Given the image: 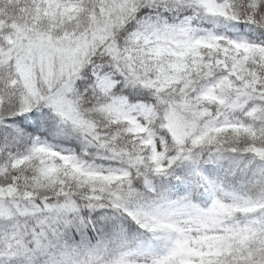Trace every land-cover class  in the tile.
Masks as SVG:
<instances>
[{
  "label": "snow or ice",
  "instance_id": "snow-or-ice-1",
  "mask_svg": "<svg viewBox=\"0 0 264 264\" xmlns=\"http://www.w3.org/2000/svg\"><path fill=\"white\" fill-rule=\"evenodd\" d=\"M0 264H264V0H0Z\"/></svg>",
  "mask_w": 264,
  "mask_h": 264
}]
</instances>
